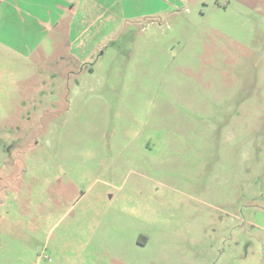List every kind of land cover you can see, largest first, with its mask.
<instances>
[{"label": "rangeland", "instance_id": "1", "mask_svg": "<svg viewBox=\"0 0 264 264\" xmlns=\"http://www.w3.org/2000/svg\"><path fill=\"white\" fill-rule=\"evenodd\" d=\"M0 264H264V0H0Z\"/></svg>", "mask_w": 264, "mask_h": 264}]
</instances>
